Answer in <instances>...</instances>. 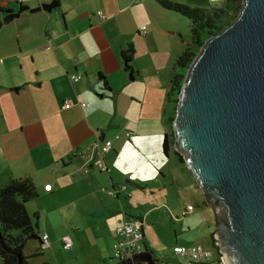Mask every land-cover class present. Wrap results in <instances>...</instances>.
<instances>
[{"label": "crops", "instance_id": "1", "mask_svg": "<svg viewBox=\"0 0 264 264\" xmlns=\"http://www.w3.org/2000/svg\"><path fill=\"white\" fill-rule=\"evenodd\" d=\"M53 1L58 4L52 10L42 8ZM8 9L22 12L0 28V186L30 179L38 191L26 203L30 215L33 209L35 231L42 218L41 210L32 207L38 202L47 210L49 227L40 232V251H27L33 238L27 239L29 262L114 264L121 238L117 228L140 217L144 252L163 264H181L175 249L179 263L164 255L163 243L162 248L156 245L158 220L167 219L157 210L165 207L172 218V213L190 211L188 195L200 199L203 191L192 170L172 157L177 150L171 140L175 108L168 105L169 88L160 97H149L158 109L147 111V88L131 83L125 63L134 43L147 42V20L166 22L170 11L157 0H0V10ZM48 44L54 48L45 49ZM131 56L133 65L136 55ZM133 69L132 79H137ZM73 74L82 78L74 81ZM68 100L72 104L65 108ZM104 137L114 141L104 155L107 169L94 166L89 174L77 173L82 160L76 155ZM122 184L127 189L117 196L101 190ZM44 233L50 238L45 248ZM67 237L71 248L63 245ZM56 249L63 255L56 257Z\"/></svg>", "mask_w": 264, "mask_h": 264}, {"label": "water", "instance_id": "2", "mask_svg": "<svg viewBox=\"0 0 264 264\" xmlns=\"http://www.w3.org/2000/svg\"><path fill=\"white\" fill-rule=\"evenodd\" d=\"M21 12L0 10V28ZM173 129L176 150L217 213L224 263L264 264V0H244L238 17L204 42L187 70ZM29 238L41 239L40 232ZM0 243L6 247L1 234ZM138 263L163 264L150 252L117 264Z\"/></svg>", "mask_w": 264, "mask_h": 264}, {"label": "rangeland", "instance_id": "3", "mask_svg": "<svg viewBox=\"0 0 264 264\" xmlns=\"http://www.w3.org/2000/svg\"><path fill=\"white\" fill-rule=\"evenodd\" d=\"M221 1L222 4H218L217 0H214V3L207 0L187 4L192 7H222L225 0ZM170 15H172V17H169L166 22L157 19L155 21H151V19L147 20V26L149 27L148 31L150 30L151 33L147 38V42L144 43L140 40L137 44L134 43L132 47L135 49L134 56L136 55L133 66L136 69V75L138 77L137 79H132V72H129L128 77L133 85H137L140 89L147 88V111L150 112H155L158 109V105H156L154 100L151 101L149 97H160V95L166 94L175 63L178 57L186 50L191 38V20L177 12H170ZM172 106L175 108L173 116L175 117L177 106ZM173 138H175L174 135ZM172 157H177L176 152L172 153ZM187 190H189V188H187ZM187 199L190 200L193 205H196L194 211L183 210L179 215L172 213V218L171 215L167 214V209L165 207L161 206V208L157 210L158 213L164 211L167 215V219L162 218L158 220L159 223L157 225L155 240L156 245L158 248H162L163 243L166 247L163 252L164 255L169 256L171 259H175L177 263L180 262V258L174 255V247L177 245L174 241L179 240L180 243L178 244L185 246L202 243L211 248H214L213 244L216 242L217 213L215 209L206 201L203 193H201L200 199L198 196L194 197L189 195ZM170 202L171 200L168 201L171 207L173 203L171 202V204ZM32 207H38L42 212L41 226L37 231L43 233L49 228L46 227L47 210L45 206L39 202ZM30 212L32 214L31 217L34 218L33 209L31 207ZM34 224L37 226L36 220ZM29 241L31 242L26 248L27 251H40L38 239H31ZM214 250L217 251V253L219 252V249ZM45 251L47 250H44V252ZM168 252L172 254H167ZM42 253L43 252H41V254ZM60 255H63V253L60 252L59 249H56L55 256L60 257ZM218 255H220V252ZM2 262L3 259L0 256V264ZM114 264H116V260Z\"/></svg>", "mask_w": 264, "mask_h": 264}, {"label": "trees", "instance_id": "4", "mask_svg": "<svg viewBox=\"0 0 264 264\" xmlns=\"http://www.w3.org/2000/svg\"><path fill=\"white\" fill-rule=\"evenodd\" d=\"M168 12H177L191 20V38L186 50L178 57L170 76L168 105H176L190 64L200 52L204 42L232 23L242 11L244 0H225L222 7H192L174 0H157ZM127 70L134 73L132 56L125 55ZM170 120H174L171 117ZM174 135V133H173ZM175 137V135H174ZM174 141V138L171 139ZM169 139L165 140L168 152ZM177 158L186 165L184 155L176 151ZM38 196L35 184L28 178L15 179L0 186V243L1 264H19L16 250L22 254V264H31L24 254L27 239L35 232L26 203ZM217 252V251H216ZM220 252V251H219ZM218 252V253H219ZM221 255V253H220Z\"/></svg>", "mask_w": 264, "mask_h": 264}, {"label": "built area", "instance_id": "5", "mask_svg": "<svg viewBox=\"0 0 264 264\" xmlns=\"http://www.w3.org/2000/svg\"><path fill=\"white\" fill-rule=\"evenodd\" d=\"M21 2L22 0H17ZM100 13L103 15L102 11ZM147 26H143V33L146 32ZM54 45L48 44L45 49L51 50ZM82 78L81 74H73L72 79L79 81ZM72 102L70 100L64 103L65 108H69ZM80 105L85 108L87 106L86 101H80ZM117 138L119 135L116 136ZM114 141L110 138H105L102 141L98 140L94 144L91 150L82 151L76 156H79L82 160L81 164L77 167L76 172L79 174H89L93 167L96 166L100 170H106L107 165L104 160V155L113 149ZM95 161V163H94ZM47 189L52 188V184L46 185ZM127 189V185L122 184L119 187H102L101 190L107 192L110 196H117L120 190ZM195 206L190 204L187 206L188 210H194ZM117 233L120 235V239L115 243L114 258L116 264L133 259L135 256L144 253L143 247V235H144V221L140 217H135L131 221L121 224L117 228ZM50 244V238L48 233L42 235V247L45 248ZM72 240L65 238L63 245L65 248L72 247ZM175 252L182 257L181 264H225L222 255H218L214 248L208 247L201 243H196L191 246L178 245L175 248ZM70 264H86L79 261H73Z\"/></svg>", "mask_w": 264, "mask_h": 264}, {"label": "flooded vegetation", "instance_id": "6", "mask_svg": "<svg viewBox=\"0 0 264 264\" xmlns=\"http://www.w3.org/2000/svg\"><path fill=\"white\" fill-rule=\"evenodd\" d=\"M175 139V138H174ZM174 142H175V140H174ZM213 247H214V249H219V251H220V248H219V246H218V244H217V242H215V244H213Z\"/></svg>", "mask_w": 264, "mask_h": 264}, {"label": "clouds", "instance_id": "7", "mask_svg": "<svg viewBox=\"0 0 264 264\" xmlns=\"http://www.w3.org/2000/svg\"><path fill=\"white\" fill-rule=\"evenodd\" d=\"M216 252V251H215ZM217 253V252H216ZM221 253V252H220ZM218 254V253H217ZM222 255V254H221Z\"/></svg>", "mask_w": 264, "mask_h": 264}]
</instances>
